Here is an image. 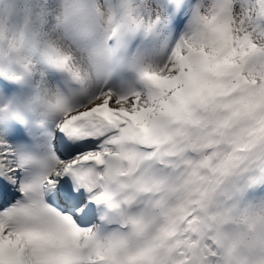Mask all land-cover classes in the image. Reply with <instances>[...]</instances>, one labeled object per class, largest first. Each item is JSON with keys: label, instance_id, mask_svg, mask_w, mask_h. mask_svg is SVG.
<instances>
[{"label": "snow or ice", "instance_id": "obj_1", "mask_svg": "<svg viewBox=\"0 0 264 264\" xmlns=\"http://www.w3.org/2000/svg\"><path fill=\"white\" fill-rule=\"evenodd\" d=\"M0 264H264V0H0Z\"/></svg>", "mask_w": 264, "mask_h": 264}]
</instances>
